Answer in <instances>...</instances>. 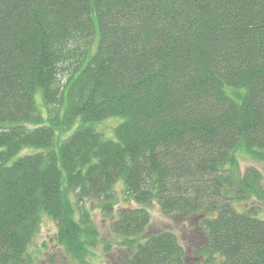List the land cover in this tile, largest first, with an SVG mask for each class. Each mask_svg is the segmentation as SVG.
Instances as JSON below:
<instances>
[{
	"label": "trees",
	"instance_id": "obj_1",
	"mask_svg": "<svg viewBox=\"0 0 264 264\" xmlns=\"http://www.w3.org/2000/svg\"><path fill=\"white\" fill-rule=\"evenodd\" d=\"M240 157L264 161V0H0V264H32L45 214L83 262L94 209L125 264H183L154 202L196 225L203 264H264V216L241 206L263 176Z\"/></svg>",
	"mask_w": 264,
	"mask_h": 264
},
{
	"label": "rangeland",
	"instance_id": "obj_2",
	"mask_svg": "<svg viewBox=\"0 0 264 264\" xmlns=\"http://www.w3.org/2000/svg\"><path fill=\"white\" fill-rule=\"evenodd\" d=\"M38 105L42 108L41 94L36 96ZM45 116L48 117L47 108H42ZM121 118H108L97 123L96 127L101 131L108 139H115V126L121 122ZM36 148L29 147L24 150L20 155L36 151ZM256 168L263 176L261 182L264 189V161H253L244 157L240 158V169L244 173L249 168ZM119 192L122 194V187L119 186ZM121 196V202L124 206L138 207L135 201L124 200ZM128 203V204H127ZM255 207V213L264 216V198L258 199L253 197L249 200H245L241 203L244 207ZM149 211L152 216L151 224L149 226L150 231H157L163 229H170L178 234L181 244L185 249V256L183 257V264H203V258L197 253L196 247L201 241V235L196 231V225L192 224V227L188 221H176L174 216L165 214L160 205L154 202L150 205ZM92 215L97 225L100 234L101 242L100 246L96 249L95 254L85 257L84 263L78 258L75 259L69 256L65 249L57 241V223L47 214L42 218V224L40 225L38 234L34 237L32 243L29 246V253L33 257L32 264H125V259L130 251L126 247L118 245V239L116 234L111 232V218L103 216L99 209L92 210ZM111 246V249H105V246ZM80 262H79V261Z\"/></svg>",
	"mask_w": 264,
	"mask_h": 264
}]
</instances>
